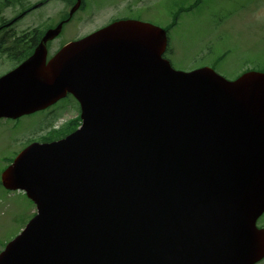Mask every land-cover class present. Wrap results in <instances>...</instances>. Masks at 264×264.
<instances>
[{"label": "water", "instance_id": "obj_1", "mask_svg": "<svg viewBox=\"0 0 264 264\" xmlns=\"http://www.w3.org/2000/svg\"><path fill=\"white\" fill-rule=\"evenodd\" d=\"M78 3L71 14L79 7ZM0 77V118L72 93L82 124L34 142L1 175L37 214L0 264H255L264 258V72L228 80L163 57L164 29L120 20L45 43Z\"/></svg>", "mask_w": 264, "mask_h": 264}, {"label": "rangeland", "instance_id": "obj_2", "mask_svg": "<svg viewBox=\"0 0 264 264\" xmlns=\"http://www.w3.org/2000/svg\"><path fill=\"white\" fill-rule=\"evenodd\" d=\"M44 0H0V18L9 21ZM86 0L61 35L51 42V52L66 42L89 34L118 18L140 19L161 28L170 27L166 53L174 69L192 71L213 68L228 80L246 71L264 72V0ZM50 0L14 22L5 36L4 48L14 38L41 32L63 19L74 2ZM184 8L178 17L180 9ZM0 48V75L18 62ZM79 105L64 99L56 106L24 115L18 119L0 118V175L12 158L26 144L43 138H56L58 132L75 122ZM36 207L23 191H9L0 186V251L16 237L32 218ZM264 228V214L258 220ZM257 264H264V260Z\"/></svg>", "mask_w": 264, "mask_h": 264}, {"label": "trees", "instance_id": "obj_3", "mask_svg": "<svg viewBox=\"0 0 264 264\" xmlns=\"http://www.w3.org/2000/svg\"><path fill=\"white\" fill-rule=\"evenodd\" d=\"M200 2H201V0H196L190 7L186 8V11L192 10V8H194L195 6H197ZM184 10H185L184 8L180 9L178 11V13L176 14L175 17H178L179 14L182 11H184ZM175 21H176V19H174V22L171 23L170 27L173 26V24H175ZM167 30H169V27H168ZM39 36H40V34L38 35V34L35 33L32 38L30 37L31 39L28 38V37H25V36L19 37L17 39V41H16V44H17L16 47H18L19 45L21 46V51H19V53H17V56H20V60L23 59V58H25V57H27L31 53L32 49L34 48V46L38 42ZM26 44H27V46H26ZM22 46H23V48H22ZM79 124H80V120H79V117H78V118H76L75 122L71 124V126L68 125L64 129V131L58 132L56 138L57 137L64 136L67 133L73 131L74 129H76L78 127ZM51 138L55 139L54 137H51ZM0 186H2L1 183H0Z\"/></svg>", "mask_w": 264, "mask_h": 264}]
</instances>
